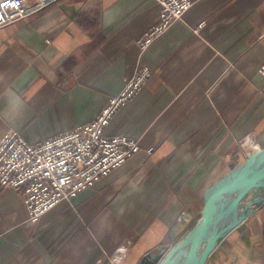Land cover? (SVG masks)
Listing matches in <instances>:
<instances>
[{
    "label": "crops",
    "instance_id": "0c3cea01",
    "mask_svg": "<svg viewBox=\"0 0 264 264\" xmlns=\"http://www.w3.org/2000/svg\"><path fill=\"white\" fill-rule=\"evenodd\" d=\"M159 2L61 0L0 29V141L16 131L38 144L87 124L140 67L153 74L106 129L140 143L123 166L37 225L22 195L0 192V264H111L123 245L119 264L166 256L207 198L264 149V0H192L142 51ZM206 264H264V202Z\"/></svg>",
    "mask_w": 264,
    "mask_h": 264
},
{
    "label": "built area",
    "instance_id": "2783aa9c",
    "mask_svg": "<svg viewBox=\"0 0 264 264\" xmlns=\"http://www.w3.org/2000/svg\"><path fill=\"white\" fill-rule=\"evenodd\" d=\"M61 0H0V29L36 15ZM160 21L138 44L146 51L193 6L192 0H160ZM199 33V29L196 30ZM149 68L140 67L127 79L119 95L110 99L97 118L87 124L50 137L38 144L29 143L16 131L0 141V192L10 189L22 195L29 221L37 225L47 212L62 201H71L103 177L123 166L140 152L137 139L109 136L106 129L113 117L138 95L151 77ZM256 142L248 137L243 148ZM130 251L123 245L110 258L119 264Z\"/></svg>",
    "mask_w": 264,
    "mask_h": 264
},
{
    "label": "water",
    "instance_id": "95a60500",
    "mask_svg": "<svg viewBox=\"0 0 264 264\" xmlns=\"http://www.w3.org/2000/svg\"><path fill=\"white\" fill-rule=\"evenodd\" d=\"M262 180H264V149H259L249 157L247 164L233 176L231 181L216 189L207 198L202 218L197 226L166 256L163 255L164 249L148 255L147 264H170L175 254L190 242V256L183 264H206L220 238L240 225L252 208L264 202V197H260L244 205L254 190L262 189L260 187ZM208 233V241L205 242Z\"/></svg>",
    "mask_w": 264,
    "mask_h": 264
},
{
    "label": "bare ground",
    "instance_id": "6f19581e",
    "mask_svg": "<svg viewBox=\"0 0 264 264\" xmlns=\"http://www.w3.org/2000/svg\"><path fill=\"white\" fill-rule=\"evenodd\" d=\"M260 187L262 189H264V180H262L260 182ZM208 237H209V233L207 234V236L205 238V242L208 241ZM190 252H191V242L175 254V256H174V258L170 264H183V263H185V261L188 260V258L190 256Z\"/></svg>",
    "mask_w": 264,
    "mask_h": 264
},
{
    "label": "rangeland",
    "instance_id": "374dc122",
    "mask_svg": "<svg viewBox=\"0 0 264 264\" xmlns=\"http://www.w3.org/2000/svg\"><path fill=\"white\" fill-rule=\"evenodd\" d=\"M256 192H259V193H263L264 194V190H262V189H256V190H254L252 193H256ZM252 195V194H251Z\"/></svg>",
    "mask_w": 264,
    "mask_h": 264
},
{
    "label": "clouds",
    "instance_id": "9594fccd",
    "mask_svg": "<svg viewBox=\"0 0 264 264\" xmlns=\"http://www.w3.org/2000/svg\"><path fill=\"white\" fill-rule=\"evenodd\" d=\"M14 110H16L17 111V114L19 115V114H22L21 113V111H20V109H18V108H15V106H14Z\"/></svg>",
    "mask_w": 264,
    "mask_h": 264
}]
</instances>
